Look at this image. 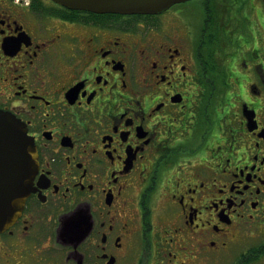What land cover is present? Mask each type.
Here are the masks:
<instances>
[{"label":"flooded vegetation","instance_id":"obj_1","mask_svg":"<svg viewBox=\"0 0 264 264\" xmlns=\"http://www.w3.org/2000/svg\"><path fill=\"white\" fill-rule=\"evenodd\" d=\"M0 110L37 160L0 264H264V0H0Z\"/></svg>","mask_w":264,"mask_h":264},{"label":"water","instance_id":"obj_2","mask_svg":"<svg viewBox=\"0 0 264 264\" xmlns=\"http://www.w3.org/2000/svg\"><path fill=\"white\" fill-rule=\"evenodd\" d=\"M70 9L96 13L156 14L186 0H54ZM36 154L24 127L0 112V228L20 213L32 190Z\"/></svg>","mask_w":264,"mask_h":264}]
</instances>
